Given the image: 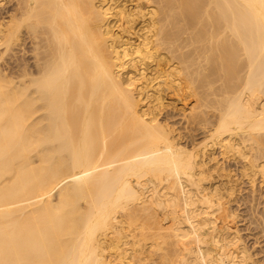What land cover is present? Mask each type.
I'll return each mask as SVG.
<instances>
[{
    "label": "bare ground",
    "instance_id": "bare-ground-1",
    "mask_svg": "<svg viewBox=\"0 0 264 264\" xmlns=\"http://www.w3.org/2000/svg\"><path fill=\"white\" fill-rule=\"evenodd\" d=\"M117 2L0 0L2 53L18 51L0 68V264H257L203 157L217 144L264 177V0H154L136 38L139 5ZM157 58L201 148L158 119Z\"/></svg>",
    "mask_w": 264,
    "mask_h": 264
},
{
    "label": "rangeland",
    "instance_id": "rangeland-1",
    "mask_svg": "<svg viewBox=\"0 0 264 264\" xmlns=\"http://www.w3.org/2000/svg\"><path fill=\"white\" fill-rule=\"evenodd\" d=\"M138 1V2H137ZM150 2V0H118L117 3H122L121 5H124L125 8L129 11H132V13H135L137 11V5H139V8L141 9V12L143 14H141L140 12L136 13L132 18H134V20H132V25L131 24H126V22L124 20H126L128 22V19L127 17L125 18H121L120 20L124 21V22H119V20L115 17V16H111L112 17V21H113V18L114 20H116L117 22L113 21V23L117 26H122L124 27V25L126 24V26L124 27V30L125 28L126 31L123 32V28H120L122 31H121V34H123L124 37H127V35H131L132 37L134 36L135 38L137 37V33H143L145 30L143 29L142 26L146 25L147 26V23L149 22V18H150V15L149 14H146L148 9H151L153 7H155L154 5L156 4L154 2V0H151L150 4H148ZM144 3V4H143ZM154 3V4H153ZM146 4V5H145ZM141 6V7H140ZM130 7V8H129ZM136 7V8H135ZM145 8V9H144ZM4 7L3 5L0 4V19L3 17V15L5 14L4 11ZM145 12V13H144ZM146 14V15H145ZM145 15V16H143ZM158 15L160 16V13L156 14V16L158 17ZM141 16V17H140ZM110 17V19H111ZM149 17V18H148ZM131 17H129V19H132ZM144 18V20L142 19ZM2 19L0 20V27H1V24H2ZM112 23V22H111ZM123 23V24H122ZM121 24V25H120ZM114 27L115 29L118 27ZM129 26H132V27H129ZM132 28V29H131ZM142 28V29H141ZM130 29V30H129ZM129 32H128V31ZM142 30V31H141ZM138 31V32H137ZM127 32V33H126ZM132 32V34H131ZM2 45V44H1ZM0 45V46H1ZM185 49L187 48H184L183 51H185ZM3 45L0 47V68H5V65H6V61L7 59L11 61V67L12 69H15L16 68V57L18 56V51L17 49L15 48L13 52V54H11V57L10 59L8 58V56H4L3 55ZM165 52V51H164ZM2 55L5 57H2ZM13 56V57H12ZM16 56V57H15ZM159 58V57H158ZM158 61H154V62H149V65H148V70H147V73L149 74L148 76L150 77H155L157 75V77H155L157 80L155 81H160L162 83V86H161V89L164 93L163 95V105H164V102L165 105L164 106H161L163 108L160 109V113L159 112V116H158V119L160 122H164L163 120L165 119L166 123H169V126H173L171 128H174L173 129V133L174 135H176V138H179V136H182L179 141L187 146L188 148H192V147H195V144H196V147L195 148H201L205 142L209 141L208 139V133L205 132L204 130H202V128L196 126V127H193L192 126V123H190V119L188 117H186L185 115H183L184 113V110L181 111L183 109V107H186L187 104L189 105L191 103L190 101V98H188L189 96H184L183 94H186L184 92H186V89H182L180 91H178L177 89V86L179 87L178 84H181V83H176L175 84V81H174V84H170L171 81H170V76H168V73L169 71L172 69V65L171 63H173V61H168V63H166V59H158ZM4 61H3V60ZM163 60V61H162ZM149 61V60H148ZM160 61V62H159ZM166 61V62H165ZM15 62V63H14ZM155 64V66H154ZM160 64V65H158ZM158 67H157V66ZM166 65V66H165ZM160 66V68H159ZM155 69H154V68ZM163 67V68H162ZM171 67V68H170ZM162 68V69H161ZM154 69V70H153ZM158 69V70H157ZM163 69H167L164 72H161L162 74H167V76H163L162 78H160L159 75V72L160 71H164ZM151 70V71H149ZM160 70V71H159ZM157 71V72H156ZM155 72V74H153ZM167 77V78H166ZM154 78V79H155ZM169 83V84H168ZM169 85V86H168ZM173 85V86H172ZM168 86V87H167ZM160 87V86H158ZM165 87V88H164ZM177 88V89H176ZM171 89H173L171 91ZM176 89V90H175ZM185 90V91H184ZM178 91V92H176ZM170 92V94H169ZM182 92V93H181ZM173 93V94H172ZM174 93H178L179 95H183V96H179V97H182L181 99L178 98L177 95H174ZM181 93V94H180ZM173 97V98H172ZM175 97V98H174ZM185 97V98H184ZM187 97V98H186ZM170 98V99H169ZM178 98V99H177ZM187 99V100H185ZM167 100V101H165ZM172 100H174L172 102ZM176 101V102H175ZM189 101V102H188ZM169 102V103H168ZM176 103V107H181L179 110V108H175V103ZM174 103V104H173ZM167 104L168 106H173L171 108L167 107ZM172 104V105H171ZM177 104H181L180 106L177 105ZM186 104V105H185ZM185 105V106H183ZM183 106V107H182ZM165 108V109H164ZM174 108V109H172ZM163 109V110H162ZM188 112V111H187ZM166 115V116H164ZM178 116V117H177ZM176 117V118H175ZM174 118V119H173ZM187 119V120H186ZM172 122V123H171ZM186 123V124H185ZM177 125V126H176ZM177 128V129H176ZM201 131H200V130ZM175 130V131H174ZM199 130V131H198ZM176 131H180L179 133H177ZM203 131V132H202ZM183 134V135H182ZM205 135V136H204ZM185 136V137H183ZM203 136V137H202ZM187 140V142H186ZM189 140V141H188ZM196 141V142H195ZM191 142V143H190ZM199 142V144H198ZM190 143V144H189ZM202 143V144H201ZM192 144V145H191ZM199 145V146H198ZM198 146V147H197ZM213 147H216L215 149ZM218 147V148H217ZM209 149V151L211 152H208L207 150ZM207 149V150H206ZM205 149V152H208V153H204V161L206 164V169L207 170V174H208V177L206 178V180L204 181V184L209 187L208 184H210V187L209 189H212L214 187H218L219 188V191L221 192V190L223 191V194L224 192H228L226 195H224V198L222 199L223 200V208L218 212V214H223V212H230V216H227L226 218L222 219V221H220V225L223 226V224H228V226H230L231 228H229V230L231 231H237L239 236H240V243L238 242V245L240 247H245L246 250L251 254V257L253 260L257 261V264H264V230L262 229L263 226H262V218H264V177L262 176V174L260 173H256V174H259L258 176L255 174V176H253L252 174L254 173V170H250V167H249V163L247 164V160L244 159L243 157L239 156L238 154L236 153H233L232 155V152H226L228 155L225 156V152L223 155L222 152H221V148L219 147V145L215 144L214 145H209L208 147H206ZM213 149V150H212ZM217 150V151H216ZM220 150V152H219ZM215 151V152H214ZM210 153V154H209ZM214 153V154H213ZM207 154V155H206ZM209 154V155H208ZM231 154V155H230ZM217 155V156H215ZM238 155V156H237ZM209 158H208V157ZM212 156L214 157H218L217 159L214 157V159H216V161H214V159L212 158ZM221 156L223 158H221ZM226 159H225V158ZM229 157V158H228ZM233 157V159H232ZM237 157V160H234V158ZM211 159V161H210ZM232 159V160H231ZM240 161H239V160ZM209 160V161H207ZM246 160V161H245ZM207 161V162H206ZM221 161V162H220ZM223 161V162H222ZM243 161V162H242ZM216 165H215V163ZM219 162H220V165H219ZM227 162V163H226ZM210 163V164H209ZM245 163V164H244ZM211 164H214L211 166ZM219 166H218V165ZM222 164V165H221ZM227 164V165H226ZM242 165L246 168V171H245V168L242 167ZM219 167L220 169H223V170H219V168L216 169V167ZM229 166V168H228ZM232 166V167H231ZM211 169L212 167V170ZM227 169V171L224 170ZM213 169L217 171L213 172ZM241 169V170H240ZM249 171V172H248ZM212 172V173H211ZM219 172V174H218ZM222 172V173H221ZM226 172V174L224 173ZM234 172V173H233ZM211 173V174H210ZM220 173H221V176H220ZM231 173V174H229ZM244 175L242 176L241 174ZM251 173V174H250ZM214 174V176H213ZM219 175V176H218ZM210 176L212 177L210 179ZM231 176V177H230ZM246 176V177H245ZM250 176H253L250 177ZM215 177V178H214ZM234 177V178H233ZM248 177V178H247ZM255 177V178H254ZM262 177H263V180H262ZM217 178V179H216ZM250 178V179H249ZM210 179V180H209ZM252 179V181H251ZM209 180V181H208ZM230 180V181H229ZM240 180V181H239ZM225 181V182H224ZM254 181V182H253ZM209 182V183H208ZM223 182V183H222ZM256 182V183H255ZM259 182V183H258ZM212 183V185H211ZM231 183V185H230ZM252 186H250V185ZM253 184L256 186V187H253ZM149 185L148 187L150 188L151 186V183L150 184H147ZM219 185V186H217ZM225 185V186H224ZM233 185H235V187H233ZM262 185V186H261ZM213 186V187H212ZM222 186V187H221ZM226 186H229V187H226ZM261 186V187H260ZM224 187V188H223ZM221 188V190H220ZM228 188V190L226 189ZM254 190H253V189ZM234 189H237L234 191ZM230 190V191H229ZM257 190V191H256ZM233 191V192H231ZM254 191V192H253ZM254 194V197H253V194ZM148 194V193H147ZM252 194V196H251ZM242 195V196H241ZM226 196V197H225ZM229 196H232V199L231 197L228 198ZM239 196V197H238ZM253 197V198H252ZM231 199V200H229ZM234 199V200H233ZM247 199V200H246ZM227 200V201H226ZM233 200V201H232ZM254 200V201H253ZM228 202V204H227ZM258 203V204H257ZM225 204V205H224ZM228 205V206H227ZM230 205V206H229ZM232 205V206H231ZM233 205H234V208H233ZM258 205V206H257ZM248 207V208H247ZM229 208V209H228ZM235 209V211H238L237 213H234L235 211H233ZM258 209V210H256ZM230 210V211H229ZM257 212H259L260 214H258ZM262 213V214H261ZM239 214V215H238ZM263 215V216H262ZM234 216V218H233ZM239 216V217H238ZM262 216V217H261ZM260 217V218H259ZM235 219V220H233ZM234 221V222H233ZM237 223V224H235ZM226 224V225H227ZM260 224V225H259ZM258 225V226H256ZM234 226H237V227H234ZM234 228V229H233ZM249 228V229H248ZM238 229V230H237ZM263 230V231H262ZM244 241V242H243ZM246 244V245H245ZM245 245V246H244ZM139 264V263H138ZM140 264H154L152 260H148L146 262L142 261Z\"/></svg>",
    "mask_w": 264,
    "mask_h": 264
}]
</instances>
